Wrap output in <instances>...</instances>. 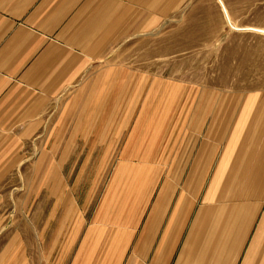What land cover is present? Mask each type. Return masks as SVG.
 <instances>
[{
  "label": "rangeland",
  "instance_id": "1",
  "mask_svg": "<svg viewBox=\"0 0 264 264\" xmlns=\"http://www.w3.org/2000/svg\"><path fill=\"white\" fill-rule=\"evenodd\" d=\"M75 97L64 157L54 162L46 129L12 162L0 264H69L76 250L106 248L113 224L126 228L153 187L215 178L246 195L253 178L264 181V0H167L61 95L48 126Z\"/></svg>",
  "mask_w": 264,
  "mask_h": 264
},
{
  "label": "crops",
  "instance_id": "2",
  "mask_svg": "<svg viewBox=\"0 0 264 264\" xmlns=\"http://www.w3.org/2000/svg\"><path fill=\"white\" fill-rule=\"evenodd\" d=\"M166 1L0 0V208L12 162L25 157L30 142L39 143L40 132L53 131L44 146L52 147L54 162L57 152L64 157L60 131L70 129L76 97L49 126L45 119L61 95L125 35L150 25ZM258 181H250L246 195L237 182L224 189L215 178L207 186L153 187L126 228L113 224L106 248L76 250L69 264H264V250H256L264 248V181ZM46 188L53 197L61 190ZM92 228L83 237L89 243Z\"/></svg>",
  "mask_w": 264,
  "mask_h": 264
}]
</instances>
